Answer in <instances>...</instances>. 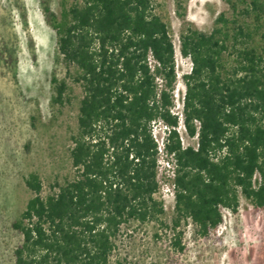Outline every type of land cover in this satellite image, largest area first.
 <instances>
[{"label": "trees", "instance_id": "obj_1", "mask_svg": "<svg viewBox=\"0 0 264 264\" xmlns=\"http://www.w3.org/2000/svg\"><path fill=\"white\" fill-rule=\"evenodd\" d=\"M41 1L65 67L51 77L52 102L70 103L78 87L77 125L70 176L45 192L38 172L24 178L32 196L12 223L23 236L15 264H120L118 238L143 225L154 238L169 229L183 251L189 222L209 239L241 198L264 211V0H223L229 15L219 13L209 32L186 20V0H174L179 50L192 63L180 112L176 48L156 0H61L58 11ZM181 127L193 143H183ZM161 158L174 195L169 221Z\"/></svg>", "mask_w": 264, "mask_h": 264}, {"label": "rangeland", "instance_id": "obj_2", "mask_svg": "<svg viewBox=\"0 0 264 264\" xmlns=\"http://www.w3.org/2000/svg\"><path fill=\"white\" fill-rule=\"evenodd\" d=\"M58 11L61 0H49ZM156 11L169 25L176 48V106L182 108L185 84L182 75L191 69V60L181 55L179 33L182 20L174 0H156ZM221 12L229 15L223 0H186V20L195 27L211 31ZM56 36L46 23L41 0H0V264H15L14 249L22 234L12 223L25 207L32 192L24 178L32 171L40 174L44 192L55 177L70 176L67 155L68 137L77 125L80 89L74 87L71 102L60 106L52 102V75L65 76L57 61ZM164 126L153 125L161 143ZM184 144L193 143L180 128ZM161 189L169 221L174 205L170 175L161 158ZM169 167V166H167ZM162 173V174H161ZM224 222L216 236H197L191 222L185 226L183 251L170 243L171 231L159 230L154 238L150 225L132 227L117 241L113 259L120 264H259L264 259V211H255L241 198L238 211H223ZM119 264V263H117Z\"/></svg>", "mask_w": 264, "mask_h": 264}]
</instances>
